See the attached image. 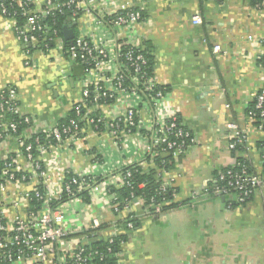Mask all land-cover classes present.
Returning <instances> with one entry per match:
<instances>
[{
    "label": "crops",
    "instance_id": "1",
    "mask_svg": "<svg viewBox=\"0 0 264 264\" xmlns=\"http://www.w3.org/2000/svg\"><path fill=\"white\" fill-rule=\"evenodd\" d=\"M122 6L142 12L143 18L128 27L114 26L111 19ZM194 15L202 20L196 22ZM69 23L75 37L89 38L111 51L113 59L104 75L119 69L120 47H140L153 60L155 81L166 89L157 107L139 93L85 103L80 136L52 143L38 154L54 191L62 190L70 173L96 176L105 183L101 192L54 207L57 224L73 232L68 243H82L81 232L97 219L111 224L106 235L129 234L117 264H264V189L234 207L209 191L218 174L242 154L229 149V122L248 131L252 147L258 144L260 134L248 109L264 84V44L259 41L264 39V5L255 6L252 0H94L89 11ZM62 36L64 45L31 49L15 33L13 21L0 12V91L18 89L20 111L32 119L22 132L26 140L49 132L68 117L83 100L84 86L100 77L87 74L85 66L70 57L66 45L70 42ZM215 45L221 51L215 52ZM129 107L137 109L140 121L132 133L114 135L88 121L91 116L115 119ZM174 116L195 137L174 169L162 174L176 188L178 206L152 215L145 212L146 201L139 196L130 212L140 217V225L126 231L117 221L129 212H114L109 187H121L120 171L125 167L145 163L148 140ZM10 157L29 176L23 184L8 183L1 194L6 215L13 219L27 215L31 209L27 195L46 183L16 136L0 140V162Z\"/></svg>",
    "mask_w": 264,
    "mask_h": 264
},
{
    "label": "built area",
    "instance_id": "2",
    "mask_svg": "<svg viewBox=\"0 0 264 264\" xmlns=\"http://www.w3.org/2000/svg\"><path fill=\"white\" fill-rule=\"evenodd\" d=\"M93 2L94 0H0V12L13 21L15 33L26 46L50 49L58 44L64 45V39L56 28H51L52 32H49L45 24L46 18L54 20L57 15L66 14H69L68 17L71 19L77 18L81 12L89 11ZM263 5L264 0L257 6ZM141 19L140 11L122 6L111 19V24L128 27ZM193 19L196 22L202 20L200 15H194ZM259 41L264 44V39ZM142 49L131 45L120 47L116 52L119 69L113 74L105 72L104 75L107 64L113 59L111 51L89 38L74 37L68 47L70 57L80 61L85 66L87 74L100 75L96 82L90 81L84 86L83 100L77 102L73 108L77 114L85 108V103H98L99 100L111 102L118 99L121 94L138 95L140 89L146 93L145 97L151 100L153 106L157 107L164 96V89L159 88L153 73L146 69L147 59ZM214 51H221V46L215 45ZM136 110L134 107H129L124 114L115 119L91 116L88 121L98 130L105 127L114 135L122 132L132 133L140 124ZM6 112L23 117L24 123L28 125L32 122L29 115L20 111L19 91L14 86L0 91V140L16 136L23 154L32 162L46 184L43 185V189L35 188L27 195L29 201L35 199L40 203L37 209H29L27 215L17 214L13 219H9L6 215L5 203L2 205L1 194L8 183L23 184L29 180V176L20 172L14 157L6 159L3 166H0V264H101L105 257L104 251L91 249L88 243L91 237L98 236L106 241V250L111 252V245L116 237L106 235L111 229H101L100 222L94 219L92 224L81 232L84 241L77 245L70 244L68 238L73 232L57 224L54 207L65 196L77 197L84 190L101 192L106 187L104 181L92 175L73 174L70 179L65 178L62 190L54 191L49 185L48 175L38 155L52 142L48 140L42 143L38 139L36 145L38 153L35 155L33 145L26 143L22 134L18 133L19 124L14 120H4ZM248 117L260 134L258 144L252 147L248 131L243 130L236 121L229 122L227 125L230 132L229 149L241 150L242 154L233 165L218 174L212 187L208 189L216 195L225 196L229 207L248 203L264 189V84L255 93ZM49 134L56 143H62L78 138L81 134V126L76 119H70L67 125L53 126ZM193 142L195 137L192 132L174 116L158 128V134L152 140H148L146 151L155 155L167 154L178 158ZM158 146H163V150L158 149ZM166 172L162 170L161 174ZM18 173L21 175L18 176ZM130 175V171L125 176L120 175V186L130 185L127 179ZM167 183L173 187L170 181ZM162 189L165 190L166 187ZM135 198L137 197L132 194V199L124 201V208L120 209L119 201L113 196L114 212L130 213L131 203ZM155 209L159 212L161 206ZM133 228V222H128L127 229Z\"/></svg>",
    "mask_w": 264,
    "mask_h": 264
},
{
    "label": "trees",
    "instance_id": "3",
    "mask_svg": "<svg viewBox=\"0 0 264 264\" xmlns=\"http://www.w3.org/2000/svg\"><path fill=\"white\" fill-rule=\"evenodd\" d=\"M253 4L257 6L259 3L262 2V0H252ZM142 14V12H141ZM69 14L66 15H57L54 20H51V18H46L45 24L49 28V32L51 31V28H56L59 32V34L63 35V26L65 25L67 18ZM142 14V18H143ZM67 47H69V44L66 43ZM34 49V48H31ZM46 51L47 49H42ZM145 53V57L147 59L146 69L153 73V60L149 53L142 49ZM264 62V57L263 61ZM129 82H131L129 80ZM159 88L164 89L166 88L159 86ZM138 93L142 95H145L146 93L142 91V89L138 90ZM103 101V100H99ZM104 102H110V101H104ZM89 104V103H88ZM20 105V104H19ZM251 108V107H250ZM248 109V111L250 110ZM86 109L83 108L82 111H80V114H77L75 109L72 110L70 115L64 119H61L58 121V126L67 125L70 121V119H76L79 125L82 127L85 121H83V118L85 117ZM4 120H14L19 124L18 133L22 134L23 130L28 127V124L24 123L23 117L12 114L9 112H6L4 115ZM179 122L181 120L179 119ZM186 127V126H185ZM139 127H136L133 129L134 131L138 129ZM40 140L42 143L50 140L52 143H56L55 140L52 138V136L49 134V132L46 133H40L32 136L30 139L26 140V143H30L33 145V152L35 155H37L38 151L36 150L37 140ZM163 146H158V149L163 150ZM185 153L180 155L178 158L173 157L172 155H160V154H153V153H146V156L144 158L145 163L141 164H133L125 167L120 171V174L122 176H125L127 172H131V175L127 177L128 181L130 182V185H123L121 187H116L115 185H111L109 187L110 192L115 196L117 199L116 201H119V208H124V201L132 199V194H134L135 197L142 196L144 197L146 201L145 206V212L150 211L152 215H160L161 213L166 212L169 209H172L174 207H177L178 204L174 201V194L176 193V188L171 187L168 185L167 181H164L162 178L161 171H171L174 169L175 164L177 161H180L184 157ZM4 161L0 162V166H3ZM18 176L21 175V173L17 174ZM73 176V174H68L66 179H70ZM166 187L165 190L162 188ZM40 189H43V187H39ZM80 195L88 196L89 197V190H84L81 192ZM70 199V197L65 196L64 199L61 201H66ZM40 205L39 202H37L35 199L31 201V209H37ZM161 206V209L159 212H156V207ZM148 210V211H147ZM149 213V212H148ZM128 222H133L134 228H137L140 225V217H137L133 212H130L128 216L124 219L118 220L117 225L123 229H127ZM111 224L102 223L101 229L108 228ZM129 238L128 233H122L115 237L114 243L111 245V252L106 250L107 243L106 241L102 240V238L91 237L90 242L88 243V247L91 249H99L101 251H104L105 257L104 261L101 262V264H117V255L120 252L121 244L125 241H127ZM99 262V261H97Z\"/></svg>",
    "mask_w": 264,
    "mask_h": 264
},
{
    "label": "water",
    "instance_id": "4",
    "mask_svg": "<svg viewBox=\"0 0 264 264\" xmlns=\"http://www.w3.org/2000/svg\"><path fill=\"white\" fill-rule=\"evenodd\" d=\"M71 20H72L71 17H68L65 25L63 26V35H64V38L67 41H69L70 43L72 42V40L75 37L74 30H73V25L70 24V23L67 24V22H69ZM222 198L225 199V196H222Z\"/></svg>",
    "mask_w": 264,
    "mask_h": 264
},
{
    "label": "rangeland",
    "instance_id": "5",
    "mask_svg": "<svg viewBox=\"0 0 264 264\" xmlns=\"http://www.w3.org/2000/svg\"><path fill=\"white\" fill-rule=\"evenodd\" d=\"M165 155V154H164Z\"/></svg>",
    "mask_w": 264,
    "mask_h": 264
}]
</instances>
